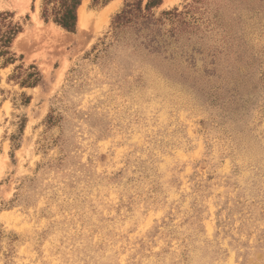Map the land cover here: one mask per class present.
Wrapping results in <instances>:
<instances>
[{"label":"rangeland","instance_id":"374dc122","mask_svg":"<svg viewBox=\"0 0 264 264\" xmlns=\"http://www.w3.org/2000/svg\"><path fill=\"white\" fill-rule=\"evenodd\" d=\"M44 2L0 0V264H264V0Z\"/></svg>","mask_w":264,"mask_h":264},{"label":"trees","instance_id":"16d2710c","mask_svg":"<svg viewBox=\"0 0 264 264\" xmlns=\"http://www.w3.org/2000/svg\"><path fill=\"white\" fill-rule=\"evenodd\" d=\"M82 0H45L41 16L44 20H52L68 31H75L77 9ZM8 13L0 14V53L5 54L18 33V28L7 22Z\"/></svg>","mask_w":264,"mask_h":264},{"label":"bare ground","instance_id":"6f19581e","mask_svg":"<svg viewBox=\"0 0 264 264\" xmlns=\"http://www.w3.org/2000/svg\"><path fill=\"white\" fill-rule=\"evenodd\" d=\"M85 21V12H83V9H80L79 11V23L80 25H83Z\"/></svg>","mask_w":264,"mask_h":264}]
</instances>
